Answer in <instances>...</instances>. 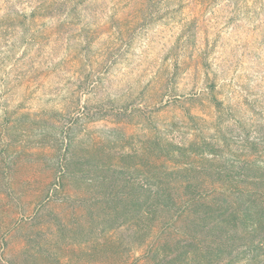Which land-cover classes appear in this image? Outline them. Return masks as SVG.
<instances>
[{"label":"rangeland","instance_id":"1","mask_svg":"<svg viewBox=\"0 0 264 264\" xmlns=\"http://www.w3.org/2000/svg\"><path fill=\"white\" fill-rule=\"evenodd\" d=\"M139 1L99 0V12L43 45L36 77L20 76L28 70L0 36V264L134 263L163 230L181 233V214L157 224L146 214L134 235V177L151 190L153 171L171 164L155 157L156 129L180 142L216 135L213 93L226 127L245 135L254 122L264 137V0H156L145 14ZM62 16L44 22H73ZM87 75L98 87L82 101L103 99L105 115L99 102L92 114L65 108ZM188 114L204 123L198 132Z\"/></svg>","mask_w":264,"mask_h":264},{"label":"trees","instance_id":"2","mask_svg":"<svg viewBox=\"0 0 264 264\" xmlns=\"http://www.w3.org/2000/svg\"><path fill=\"white\" fill-rule=\"evenodd\" d=\"M139 2L137 10L140 8L139 13L145 14L148 12L147 5L151 13L157 1ZM100 10L99 0H0V36L6 37L8 47L5 55L13 66L21 65L22 69L28 70L20 76L27 79L41 75L49 59L48 54L43 53V45H47L52 35L62 36L61 33L75 23L84 22L88 15ZM64 14L73 17V22L59 21L50 27L49 23L44 22L61 19ZM88 28L85 25L78 36L84 49H88L93 42ZM21 49L23 52L19 53ZM74 52L79 51L75 49ZM40 62L43 63L41 69ZM54 65L50 71L58 70V64ZM89 79L90 75H87L74 80L76 87H69L70 97L65 108L70 109L69 112L81 110L92 114L99 102L97 110L105 115L109 107L103 99L95 103L82 101V96L91 95L98 87L97 82ZM212 88H216V85ZM211 98L219 110L218 122L221 127H217L219 131L216 135L180 142L174 137H161V132L156 129L155 157L174 167L170 164L156 168L151 190H146L142 179L134 177L137 201L132 209L139 207V211L137 214L127 213L133 221L132 224L127 223L128 226L137 224L134 235L143 231L146 214L153 218L155 224L158 221H171L181 214V233L179 230L174 232L177 234L163 230L147 246L143 257L137 258L134 263L123 259L121 264H264V137H260L254 122L247 125L250 129L244 131L245 135H236L233 127H226L224 123L223 102L214 93ZM54 113L63 115L59 111ZM188 117L196 126L191 129L198 132L204 123L191 114ZM241 128L247 129L244 126ZM186 148L193 151L189 159L192 162L185 159ZM65 151H68V146ZM194 172L199 173L198 176L193 177ZM126 180L130 183L129 179ZM126 197L121 199L125 200ZM143 238L141 246L146 244ZM105 240L107 245L117 244L112 236ZM118 245L124 251L123 243Z\"/></svg>","mask_w":264,"mask_h":264}]
</instances>
